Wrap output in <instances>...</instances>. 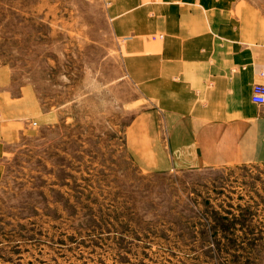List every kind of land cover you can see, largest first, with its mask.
Masks as SVG:
<instances>
[{
    "label": "rangeland",
    "instance_id": "obj_1",
    "mask_svg": "<svg viewBox=\"0 0 264 264\" xmlns=\"http://www.w3.org/2000/svg\"><path fill=\"white\" fill-rule=\"evenodd\" d=\"M232 1L264 26V0ZM152 6L0 0V67L58 116L0 157V264H264V163L146 170L178 144Z\"/></svg>",
    "mask_w": 264,
    "mask_h": 264
},
{
    "label": "crops",
    "instance_id": "obj_2",
    "mask_svg": "<svg viewBox=\"0 0 264 264\" xmlns=\"http://www.w3.org/2000/svg\"><path fill=\"white\" fill-rule=\"evenodd\" d=\"M154 2L153 22L138 30L167 37L155 50L163 61L170 59V77L165 74L164 81L171 78L172 103L156 108L169 127L170 142L178 144L169 159L162 155L161 161L146 163V170L264 163V108L251 100L253 87L264 84V26L236 16L240 7L232 0L211 5L207 0H167L162 9ZM56 119L53 111L43 110L31 87L15 89L8 70L0 67V157L33 123ZM155 119L149 126L163 123ZM148 137L153 151L160 138Z\"/></svg>",
    "mask_w": 264,
    "mask_h": 264
},
{
    "label": "built area",
    "instance_id": "obj_3",
    "mask_svg": "<svg viewBox=\"0 0 264 264\" xmlns=\"http://www.w3.org/2000/svg\"><path fill=\"white\" fill-rule=\"evenodd\" d=\"M252 103L258 107L264 108V84H257L252 89ZM35 125V123H34Z\"/></svg>",
    "mask_w": 264,
    "mask_h": 264
}]
</instances>
